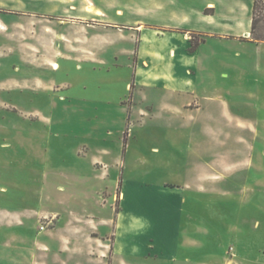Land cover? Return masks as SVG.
I'll return each instance as SVG.
<instances>
[{
    "label": "rangeland",
    "instance_id": "374dc122",
    "mask_svg": "<svg viewBox=\"0 0 264 264\" xmlns=\"http://www.w3.org/2000/svg\"><path fill=\"white\" fill-rule=\"evenodd\" d=\"M212 1L250 29L253 0ZM257 3L252 36L205 39L188 28L205 0H0V263L57 262L63 227L97 256L120 207L187 191L194 263L264 264Z\"/></svg>",
    "mask_w": 264,
    "mask_h": 264
},
{
    "label": "crops",
    "instance_id": "0c3cea01",
    "mask_svg": "<svg viewBox=\"0 0 264 264\" xmlns=\"http://www.w3.org/2000/svg\"><path fill=\"white\" fill-rule=\"evenodd\" d=\"M210 5L213 7L210 10L213 11L204 15V11H207L205 7ZM238 6L244 8V6ZM205 7L190 9V16L195 20L188 27L190 30L204 34L205 39L213 38L215 35L224 37L232 34L247 38L245 35L247 33L249 36L251 23L249 29L244 22L242 24V20L237 14L230 16L229 10L224 9V6L222 8V6L215 5L212 0H205ZM181 17L184 18L187 15L183 14ZM232 21L234 22L231 23ZM231 31H234V34ZM186 44L185 50L189 46L188 42ZM198 51L192 55H187V57L190 58L191 62L194 60L197 70H202L203 61L197 59ZM143 76V72L140 75L137 71L134 84H152L151 81L145 83L146 80L142 78ZM261 147L257 151H262ZM186 192L184 191L182 195L177 196L178 199H175L174 203L168 202L169 199L164 197L163 199L154 197L152 194L155 200L159 202L160 207H140L138 213L134 212L131 207H120L113 219L110 232L103 238L97 239L103 248H98L99 255L94 257L87 255V250L82 245L83 239L79 235L77 236L75 231L69 230L71 229L69 227L67 230L64 227L57 229L51 233L52 246H48L51 248L48 254L51 255L52 259L57 256L56 260L58 261L47 264H134L135 258L143 259V264H196L194 263V254L189 251L190 247L197 245L196 235L183 231L184 228L181 223ZM150 202L148 201L149 205ZM173 207L179 209L174 212ZM66 220L64 224L69 225L78 218L68 217ZM21 254L25 255V252L21 251ZM86 260L95 262L87 263ZM16 264L39 263L19 262Z\"/></svg>",
    "mask_w": 264,
    "mask_h": 264
},
{
    "label": "trees",
    "instance_id": "16d2710c",
    "mask_svg": "<svg viewBox=\"0 0 264 264\" xmlns=\"http://www.w3.org/2000/svg\"><path fill=\"white\" fill-rule=\"evenodd\" d=\"M258 0H254L253 1V5H252V17H251V30H250V34L251 36L254 34V26H255V19H254V16H255V11L257 10V7H258ZM257 41V39H255ZM197 46H194V45H191V48L189 49V52H194L195 48Z\"/></svg>",
    "mask_w": 264,
    "mask_h": 264
},
{
    "label": "bare ground",
    "instance_id": "6f19581e",
    "mask_svg": "<svg viewBox=\"0 0 264 264\" xmlns=\"http://www.w3.org/2000/svg\"><path fill=\"white\" fill-rule=\"evenodd\" d=\"M210 7H212V5H210ZM245 35H246V36H248V34H247V33H246Z\"/></svg>",
    "mask_w": 264,
    "mask_h": 264
},
{
    "label": "built area",
    "instance_id": "2783aa9c",
    "mask_svg": "<svg viewBox=\"0 0 264 264\" xmlns=\"http://www.w3.org/2000/svg\"><path fill=\"white\" fill-rule=\"evenodd\" d=\"M43 229V227H41V230Z\"/></svg>",
    "mask_w": 264,
    "mask_h": 264
}]
</instances>
